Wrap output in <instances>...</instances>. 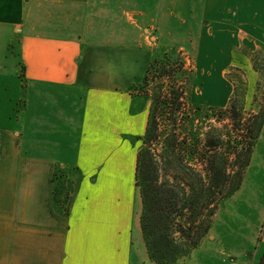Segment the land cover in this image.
<instances>
[{"label": "crops", "instance_id": "1", "mask_svg": "<svg viewBox=\"0 0 264 264\" xmlns=\"http://www.w3.org/2000/svg\"><path fill=\"white\" fill-rule=\"evenodd\" d=\"M162 48L198 54L207 72L192 100L227 107L226 71L242 70L249 87L261 75L250 55L264 59V0H0V72L20 63L26 92L23 113L0 106V264H160L138 227L137 141L150 102L136 87ZM60 166L73 187L66 209ZM217 213L172 264L258 263L262 240L247 253L259 229L241 244L216 228Z\"/></svg>", "mask_w": 264, "mask_h": 264}, {"label": "rangeland", "instance_id": "2", "mask_svg": "<svg viewBox=\"0 0 264 264\" xmlns=\"http://www.w3.org/2000/svg\"><path fill=\"white\" fill-rule=\"evenodd\" d=\"M166 54L168 58H165ZM250 56L253 61L254 53ZM154 58H163L165 75H161L162 63L151 69L147 81L142 80L137 85L138 94L150 102L156 96L169 97L171 91L177 89L184 92V99H181L180 111L173 112L164 105L157 109L158 136L149 142V146L141 139L137 141L139 150L150 149L139 171L137 189L138 227L145 253L150 260L151 251L155 257L177 263L185 254L193 252L195 248H190L188 244L209 221L210 228L200 242L210 233L215 215L210 220L208 210L217 205L216 228L234 230L235 239L241 244L251 238H244V235L251 236L254 228L259 229L255 247L247 253L254 256L256 246L262 240V249L257 255L259 264L264 255V130L253 152L254 146L251 148L243 185L232 196L227 198L225 194L237 181L247 149L253 143L251 132L256 131L264 112V70H258L261 75L250 87L242 70L230 68L225 72V78L233 85L231 97L236 95L237 100L238 113H231L228 110L230 104L216 108L192 100H198L202 87L200 81L207 72L199 67L198 54L162 48ZM254 58L259 66L263 64L262 55L256 53ZM6 70L0 72L1 80L9 85L0 103L1 113L8 110L23 113V101L26 99V92L20 83L24 76L23 67L18 63L17 68L12 70L8 64ZM7 94L12 103L8 101ZM21 124L19 122V126ZM172 133L177 141L174 149H170L169 145ZM199 173L203 185L200 184ZM56 174L57 200L66 209L73 189L71 178L67 176L70 171L60 166ZM167 195L175 204L169 202ZM209 201H213V205L203 207L202 214L195 216L194 203L204 206ZM188 220H195V223L191 224ZM189 227L192 228L189 230ZM190 232L191 236H187Z\"/></svg>", "mask_w": 264, "mask_h": 264}, {"label": "trees", "instance_id": "3", "mask_svg": "<svg viewBox=\"0 0 264 264\" xmlns=\"http://www.w3.org/2000/svg\"><path fill=\"white\" fill-rule=\"evenodd\" d=\"M254 56H256V53L254 54ZM254 56H253V64H254L255 69L256 70H264V59L262 58L263 59V64L261 65L262 66L261 67L256 62V59L254 58ZM168 57L169 56L166 54L165 58H168ZM162 59L163 58H154L152 60L151 64L149 65V67L147 69V72H146V74L144 76V79H143L144 82L147 81L148 73L150 72L151 69H153L154 67L158 66L161 63L163 65ZM165 72H166L165 66L163 65V69H162L161 75L162 76L165 75ZM183 95H184V92H182L180 90L178 91L176 89V90L171 91L169 97L167 95H164L165 97H163V98L161 96H156L155 98L152 99V101H150V110H149V115H148L147 127H146V130H145V133L140 137V139L143 140L147 146H149V142L153 141L158 136V134H157V130L158 129H157V124H156V115H155V112L157 111V109L160 106L164 105V107L167 106V108H170L173 112L180 111L181 110V106L183 104L181 99H184ZM236 104H237V100H236V95H235L234 97H231V99H230V105H229V109H228L229 112L238 113ZM196 108L200 109L199 106H196ZM263 125H264V112H263V114H261V120H260V123L258 124V127H257L256 131L255 132L254 131L251 132L253 143H250V146L247 149L248 153L246 155V159L244 160V162L241 165V170L237 173V181H236L235 185L233 186L232 190L229 193L225 194V197L228 198V197L232 196L240 188L242 180H243V174L245 172V168L249 165V162H250V159H251V154H252L251 153V150H252L251 148L256 143V141H257V139H258V137L260 135V132H261V129H262ZM171 135H172V140H171V143L169 142V145L171 146L170 149H174L175 145L177 144V141L175 139V134L172 133ZM213 146L216 147V144H213ZM149 151H150V149H140L138 151V153H137V162H136V186H137V189H138V186H139L138 185L139 171H140V169L142 167L144 156L147 155V154L149 155L150 154ZM214 152H217V151L215 150ZM199 175H200V179H199L200 180V184L203 185L202 176H201L200 173H199ZM56 177H57V174L55 172L54 175H53V179L55 180V182H56ZM56 190H57V188L55 187V193H56V199H57ZM66 198H67V196L65 197L64 202L66 201ZM166 198L169 199V202L175 204V201L170 199L171 196L167 195ZM208 205H210V206L213 205V201L212 202L209 201V203H205L204 206L202 204L199 205L197 202H195L194 203V209H193V212L195 213V216L202 214L203 207L208 208ZM217 209H218V206L217 205L216 206L213 205L211 207V209L208 210V216H209L210 220H212V217L216 214V210ZM189 222H191V224H192V223H195V220L189 221ZM210 225H211V223L209 221L205 226H203L201 228L200 232H198V235H196V238L190 244H188V246L190 248H196L198 246L202 236L208 232V230L210 228ZM191 228L192 227H189V230ZM187 236H191V232L188 233ZM185 256H187V255L185 254ZM150 257H151V260H153L154 262L160 263V264H170V263H173L175 261V260L174 261L173 260L169 261V260H166V259H163V258L155 257L151 253V251H150Z\"/></svg>", "mask_w": 264, "mask_h": 264}, {"label": "water", "instance_id": "4", "mask_svg": "<svg viewBox=\"0 0 264 264\" xmlns=\"http://www.w3.org/2000/svg\"><path fill=\"white\" fill-rule=\"evenodd\" d=\"M259 264H264V255L261 257Z\"/></svg>", "mask_w": 264, "mask_h": 264}]
</instances>
